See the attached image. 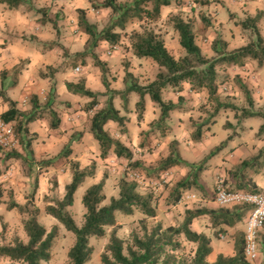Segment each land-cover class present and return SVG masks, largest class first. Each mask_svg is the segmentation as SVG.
Masks as SVG:
<instances>
[{
    "label": "rangeland",
    "instance_id": "1",
    "mask_svg": "<svg viewBox=\"0 0 264 264\" xmlns=\"http://www.w3.org/2000/svg\"><path fill=\"white\" fill-rule=\"evenodd\" d=\"M29 1V0H28ZM101 0H88L85 7L89 16L88 20L95 25L96 31H100L110 20L115 13L109 9H95L91 7V3H99ZM129 2L130 0H119ZM169 5H165L160 8L159 18L156 21H149L147 18L139 21L137 19L128 20L124 29L114 27V31L118 32V40L116 41V50L105 56V47L110 43L100 41L95 48H93L95 54L99 60L104 64L106 70L103 77L110 90H122L125 86L123 81L124 67H126L139 83H146L152 80L158 71V66L147 57H135L132 55V51L129 48L128 32L132 28H140L147 26L158 32L164 40L166 48L172 52L174 56L185 53L183 47L178 44L177 33L172 28L170 16L178 14L183 18H189L192 21L194 41L201 47L204 56L213 57L214 52L209 43L215 36L223 37L226 40V46L228 49L235 47L240 42H247L250 40L254 33L251 28H244L239 24V21L246 16V4L252 5L254 2L260 0H207L208 2L203 4L199 0H172ZM91 2V3H90ZM264 0L261 3L264 5ZM77 3V2H75ZM79 4V2H78ZM81 6L84 5L79 4ZM150 6L149 4L147 5ZM264 7V6H263ZM50 7H42L37 9L40 11L38 15L41 18L52 19L53 10L49 12ZM70 10V9H69ZM50 15V16H48ZM73 19V24H74ZM69 29V35H73L74 43L70 48H77L86 38V33L83 32L77 25ZM65 30V29H64ZM59 37V36H58ZM24 40V46L30 48L32 45H36V37L31 34H26L22 37ZM228 39V41H227ZM52 41H45L44 48H48V44ZM40 43V42H37ZM103 45V46H102ZM37 46V45H36ZM39 46V45H38ZM42 46V45H40ZM53 55H50V62H55L58 59V55H62L63 59L60 63L53 68L49 69L47 66L43 67L44 76L40 77L37 73L33 77L29 76L22 82L19 78L18 84L8 87L6 92L10 95L16 91L19 98L25 100V103H29L30 95L35 94L38 103L41 105L49 93L52 94L51 98H48V107L52 108L58 118L59 123L55 129L49 127L50 116L47 110H43L42 117L37 120H32L28 126V136H30L31 153H27L22 148L21 142L17 137L14 147L11 149L0 150V245L9 243L14 236H18L21 239H25V233L22 230L21 219L25 216L24 212H19L15 207L7 209L5 207L6 202L13 199L19 203H24L28 198H31L33 204L39 209L37 220L41 223L46 230H49L51 225L56 224L58 229L57 236L53 239L50 247V256L48 261L42 264H68V258L66 251L73 241V233L66 230L57 220L44 213L43 207L46 204L44 197L58 198L63 194V184L69 180V161L72 158L73 147L75 143L83 142V150L79 151L80 165L83 166L89 164L92 159L94 150L92 149V143L94 146H98L96 141L91 137L87 131L90 115L106 102V99L111 95L112 103L118 107V112L125 115L124 129L118 126L114 121H107L104 125V129L112 136L119 138L131 151L133 158L141 159L148 170L151 171L157 166L160 159L164 158L168 154V140L171 137L179 140L178 148L181 156L192 162L191 167L186 165H179L170 167L167 171L161 173L159 176H145L140 170L134 168L129 169L126 167V162L122 157H115L112 153H109L106 158H97L99 165H95V176L91 182H96L99 179V175L103 171H106L107 188H104L105 201L111 196L114 191V185L118 176L124 174L127 178H132L130 172L132 170L140 173L142 178L137 181V189L141 192H151L153 195V201L156 208V215L154 218H150L147 222L148 226L159 222L161 225L166 226L171 223H178L183 218V211L186 207H195L202 205L205 200H209V206H218L212 202L211 196H214L215 182L220 180L222 185L226 187L227 182L224 183L225 177L218 172L220 163L225 160L222 158L228 148L229 143L225 147H221L222 151L215 153L212 156H207L216 145L221 141H228V135L230 136L236 132L235 128L240 135H252L253 130H257L259 124L262 123V117L260 115H241L240 111L243 108H249L254 110H264V66H259L253 71L256 77L250 82H245L249 87V92L253 86L259 90V98L257 100L252 99V103L249 104L243 92L239 86L234 82L232 78L233 70L230 66L217 67L218 77L225 75V79L217 85V96L220 101L229 100L238 105V109L233 110L226 108L217 111L213 115V119L203 124L204 131L199 141L195 142L190 139V132L193 129V122L207 119L209 115L215 110V105L211 99L208 98L207 91L201 88L198 91L188 90L187 84L183 83V87L180 91H176L174 87L167 85L162 91L161 95L164 100L167 98L176 100L178 94L183 96V104L185 108L174 109L170 111L169 117L166 119V123L169 126L168 131L164 137L158 136V132L154 131L148 135L140 133V130L149 128V125L154 123L157 119L158 108L155 104L149 107L145 104L151 102L147 95L144 96V105L141 117L136 115L135 101L138 98L136 92L130 91L126 94V105L128 109H125L122 105L123 98L120 92H112L106 90L101 82V72L97 66L93 64L90 54H85L82 58L80 54H75L77 50H70L68 47L57 42L54 45ZM24 49V48H23ZM14 52H20L18 48L13 49ZM28 49H26L27 51ZM88 50L90 47L85 43L78 51ZM92 50V51H93ZM30 50H28L29 52ZM22 54H19V56ZM29 63L27 68L29 70L34 69L35 65ZM79 65L78 71L74 70V66ZM253 66V65H252ZM57 67V68H56ZM26 68V69H27ZM56 68L57 70L54 71ZM62 68L59 72L63 76L70 78L73 81L82 79L85 87L91 89V91L97 93V104L94 108L85 107L88 97L83 95L73 94L65 88L63 82H59V78L52 79L54 72L57 73L58 69ZM231 68V69H230ZM254 69V68H253ZM9 71L8 69H6ZM25 70V68H24ZM35 72L37 71L34 69ZM257 72V73H256ZM9 74V73H8ZM259 74V75H258ZM7 75V73H6ZM55 78V75H54ZM64 80L63 79H60ZM236 93V94H235ZM74 95V96H73ZM251 95V94H250ZM19 99V100H21ZM256 101V102H255ZM157 108L155 110V108ZM15 133V132H14ZM239 135L235 134V140H238ZM91 137V138H90ZM92 139V143H91ZM140 140L142 141L140 144ZM68 145L70 152L68 157L57 156L60 149ZM18 150L21 152V157H5L4 153L9 150ZM77 153V152H76ZM223 154V155H222ZM184 155V156H183ZM113 156V157H112ZM47 159H54L52 165L39 167L41 161ZM95 162V161H94ZM207 166L209 162L210 167L206 169L202 168L197 172V180L205 191L199 189L198 185L191 186L192 192H195L200 199L189 200L183 199L178 205H168L164 202L166 193L170 187V184L176 181L186 171L192 170L198 164ZM202 175V176H200ZM88 179V178H86ZM78 185L73 193V202L68 206L69 212L77 224H80L83 219L84 207L80 202V195L86 186L85 183H90L86 180ZM203 180V181H202ZM106 184V185H107ZM31 192L33 195L30 196ZM117 188H115V193ZM142 216L137 210H134L131 214H123L115 212V218L120 223V227L116 233L124 239L126 242L129 239V232L135 228L139 229V221ZM264 229V226L262 227ZM263 229L257 231L256 245L258 255L256 259L252 260V264H264L263 249H264V232ZM105 233L101 238H94L88 236V243L91 245L92 253L90 257L84 262V264H100L99 254L101 253L103 246L107 242L109 227H106ZM212 237L220 238L222 233L215 234V231L211 232ZM183 243V252L191 254L194 244L192 242L181 239ZM225 241V240H224ZM221 244V243H220ZM0 264H24L20 260H12L8 257H0Z\"/></svg>",
    "mask_w": 264,
    "mask_h": 264
},
{
    "label": "trees",
    "instance_id": "2",
    "mask_svg": "<svg viewBox=\"0 0 264 264\" xmlns=\"http://www.w3.org/2000/svg\"><path fill=\"white\" fill-rule=\"evenodd\" d=\"M28 0H0L7 7L14 8L20 4L26 3ZM205 4L207 0H199ZM172 0H130L129 2L119 0H101L99 3H91V7L95 9H109L115 13L108 20L106 25L96 31L95 25L91 23L85 16L84 7H75L76 25L86 33L85 43L93 50L100 41L110 44L116 43L118 40V32L114 27L124 29L128 20L137 19L139 21L147 18L149 21H156L159 18L160 8L171 4ZM150 5L149 7L147 5ZM263 12L256 11L253 15H246L239 21L244 28H251L254 36L236 47L228 49L226 40L223 37L215 36L211 39L209 47L214 52L213 57L204 56L201 47L194 41V32L192 21L189 18H183L178 14L170 16L172 28L177 33L178 44L183 47L185 53L174 56L172 52L164 45L163 37L147 26L140 28H132L128 32L129 48L135 57H147L157 66L158 71L154 78L146 83H139L133 74L124 67L123 81L124 88L120 90H110L103 77L106 70L104 64L99 60L94 50L76 51L83 58L85 54H90L93 64L97 66L101 72V82L106 90L117 92L123 98L122 105L128 109L126 105V94L130 91L136 92L138 98L135 101L136 115L141 117L144 105V96L157 106L158 115L154 123L149 125L148 129L140 130V133L148 135L157 131L158 136L164 137L169 129L166 119L170 115V111L174 109L185 108L183 104L182 94H178L176 100L167 98L164 100L161 91L170 85L178 92L182 89L183 83L191 91L205 89L208 98L215 105V110L201 121L193 122V129L190 132L192 141H199L204 131L203 124L210 122L213 115L226 108L233 110L238 109V105L229 100L220 101L217 96V85L225 79V75L218 77L217 67L220 66H238L244 63L245 58H251L256 61V65L264 66V38L259 34L256 27ZM57 44L53 41L48 44L52 48ZM26 60H20L13 64L10 68L6 80V69L0 70V102H5L6 107L0 111V118L4 121H11L13 130L22 148L27 153H31L30 136H28V126L32 120L42 117L43 110H47L50 116L49 127L55 129L58 126L59 118L56 112L48 107L47 99L51 98L49 93L45 101L40 105L35 94L30 95V109H20L15 105V101L6 94V87L14 85L15 76L23 68ZM51 69L49 66L47 67ZM43 73L40 72V75ZM232 78L243 92L246 101L251 104L252 97L247 84L241 80L237 72H233ZM67 91L83 95L89 98L86 102L87 108H94L97 104V93L91 91L83 84V80L64 81ZM111 95L106 99L103 107L95 109L90 115L87 131L98 145V157L106 158L109 153H113L117 157L125 159L126 167L129 169H138L145 176H159L175 165H186L191 167L192 162L184 159L179 152L177 138L171 137L168 140V154L160 159L157 166L151 171L148 166L139 158H133L132 151L117 137L111 136L105 129L104 125L107 121H114L118 126L124 129L125 115L118 112V107L112 103ZM241 115H260L262 123L259 124L256 134H264V110H252L243 108ZM230 134L227 136L229 137ZM142 141L140 140V144ZM224 141L216 145L207 156L214 155L221 147ZM0 150L2 148L0 147ZM70 148L64 145L57 156L68 157ZM5 157H21L22 154L16 149L6 151ZM54 159L41 161L39 167L52 165ZM69 180L63 184V194L58 198L44 197L46 204L43 207L44 213L57 220L66 230L73 233V241L66 251L68 264H84L92 253L91 245L88 243V236L101 238L105 233V228L109 227L108 239L101 253L99 254L100 264H252L247 260L243 253V230L236 229L233 233V249L231 255L217 254L211 262L206 260V256L211 250L210 238L204 232L196 231L190 228V222L200 215L208 217V223L214 229L215 234L225 233L223 227L234 226L236 223L245 220L247 212L250 208L246 203H235L227 206H205L197 205L195 207H186L183 211V218L178 223H171L166 226L156 222L148 226L147 222L156 215V208L151 192H141L137 189V181L133 178H127L124 174L118 176L116 180L117 192L114 196H109L105 201V193L103 186L107 178L106 171H103L97 182L89 183L80 195V202L84 207L83 221L80 224L75 222L69 212L68 206L73 202V193L78 185L82 183L86 176H94L96 162L90 161L89 164L79 166V160L75 158L68 159ZM264 165V147L258 149L256 154L244 158L238 163L226 169L228 177L223 180L228 185L225 189H237L255 191L258 187L252 176L248 173V168L257 171V167ZM204 165L202 162L192 170L186 171L180 178L170 184V187L164 198V202L168 205L177 203L183 194V191L191 186L198 185L199 189L205 191L197 180V172ZM230 179V183L228 180ZM1 194V190H0ZM33 195L31 192L30 196ZM213 196L209 197L212 198ZM7 209L15 207L19 212H24L25 216L21 219L22 230L25 233V239L14 236L9 243L0 245V257H8L12 260H20L24 264H42L48 261L50 256V247L53 239L58 234L57 225L53 224L46 230L45 227L37 220L39 209L33 204L31 198L24 203H19L13 199L6 202ZM134 210L142 213L139 221L138 231L133 228L129 232V239L124 242L116 231L120 227V223L115 218V212L123 214H131ZM181 239L192 242L194 244L192 253L189 255L183 252V243ZM264 257V249L262 251Z\"/></svg>",
    "mask_w": 264,
    "mask_h": 264
},
{
    "label": "crops",
    "instance_id": "3",
    "mask_svg": "<svg viewBox=\"0 0 264 264\" xmlns=\"http://www.w3.org/2000/svg\"><path fill=\"white\" fill-rule=\"evenodd\" d=\"M78 2L79 4H82L84 2V5L81 6L78 4ZM87 2L88 0H29L26 3L20 4L14 8L7 7L3 2H0V70L4 68L10 71V68L13 64L17 63L20 60H26L25 63L23 64V68L21 69V71L15 76V79H14L15 83L12 86H15L16 84H18L20 77H21L22 82H24L26 78H28L29 76L33 77L34 74L36 75L37 73L39 74L40 77L44 76V71L42 70L44 66L45 67L49 66L53 68V66L58 65L60 61L63 59V56L59 54L57 61L50 62L49 56L53 55L52 53L54 52L55 48L54 46L52 48H49V47L44 48L45 41L48 42V41L55 40L58 43L68 47L71 51L72 50L78 51L81 47H83L85 38H83V41L80 43L79 47L70 48L71 47L70 45L74 43L75 37L73 35H69L68 32H69V29H71V27H72V30H74L73 26L76 25L75 7L80 6V7H84L85 9V7L87 6ZM246 5H247L246 6L247 15H253L258 10L263 12V14L260 17V20H258L256 24V27L259 31V34L264 38V7H263L264 5L261 3V0L255 3L253 2L252 5L251 3L246 4ZM42 7H50L49 12H51V10L54 11V13L51 15L52 19L45 18V17L41 18V16L38 15L40 11H37V9L42 8ZM85 16L87 19L89 18L86 9H85ZM73 19L75 22L74 24H73ZM26 34H31L32 36L36 37V40H38L36 41L37 46L35 45V43L30 48H26L25 47L26 45L24 46V41H23L24 39L22 37H24ZM37 42H40V43H37ZM244 43H245L244 41L240 42L236 46L240 44H244ZM14 48H18L20 52L19 53L14 52L13 50ZM26 49L30 51L28 52V50L26 51ZM19 54H22V55L19 56ZM29 63H32L31 65L33 66L35 65L34 69L37 70L36 72L34 69L29 70V68H27ZM258 67L259 66L256 65V61L251 58H245L244 63L241 65L231 66L233 72L234 73L237 72L241 80L244 82H250V80H253V78L256 77L253 71L256 70ZM56 68H54L55 69L54 71L57 70ZM60 70H62V68L58 69L57 73L54 72L55 78L53 75L52 79L57 81V79L59 78V82H63V83L65 80H71L70 78L63 76V74L59 72ZM9 71L6 70L7 75L5 77L6 78L5 83H7V81L9 80V77H8ZM40 72L43 74L40 75ZM63 77H64V80L60 81V79H63ZM250 86L251 84L248 85V88ZM8 87H11V86H7L6 89ZM188 90L190 89L188 88ZM258 93H259L258 88L253 86L252 89L250 90L252 99L255 98V100H257V98H259L260 96ZM6 94L15 101V105L18 108L30 109L29 108L30 101L29 103H25L26 101L19 98V95L16 94V91L10 95L7 92ZM145 105L149 107L153 106L152 102H149L148 104L146 103ZM5 107H6V103L0 102V111L3 110V108ZM156 109L157 108H155V110ZM235 131L236 132H234L231 136L227 138L228 141H225L224 146H223L225 147L229 143L228 150L225 153H223L224 155L222 154L223 155L222 158H225V160L222 161L220 165L222 164L223 165L220 166L218 170V172H220L219 175L222 172V175L225 178L228 177L226 169L238 163L242 159L248 158L256 154L258 149L264 147V134L257 135L256 130H253L251 136L247 134L242 136L240 135V133L237 132L236 128H235ZM235 134L239 135L238 140H235V137H234ZM91 143H92V139H91ZM71 147H73L72 158H75L80 161L81 156L78 152L83 150V142L75 143ZM92 149L94 150V154H92V159L97 163V165H99V162L96 161L97 158L99 159L98 146L96 147L92 143ZM222 149L219 150L217 153L221 152ZM112 155L114 156V158L117 157L113 153ZM175 166L178 167L179 165H175ZM206 167H210L209 162L207 163V166H204L203 168L206 169ZM253 170H254L253 168H248V173L252 176L253 180L255 181V184L260 188L264 187V165L261 167H257V171H253ZM95 174L96 172L94 173V176ZM165 174L167 176L168 171H166ZM93 177L86 176L82 182H85V179L88 178L86 180H89L90 183H94V182H91ZM100 177L101 175H99V179ZM108 177L109 176H107V178ZM107 178L105 179L103 189L107 188L108 186V184L106 183ZM228 182L230 183V179L228 180ZM85 184L87 186L89 183L88 184L85 183ZM115 188H117L116 184L114 185V191L113 193H111L112 194L111 196L115 195L114 194ZM190 190H191V187L184 190L179 201L175 203L174 205H178L179 203H181L183 199L185 198L186 193L192 192ZM202 200L204 201L203 205L209 206L208 205V203L210 202L209 200H205V199H202ZM243 221L244 220L236 223L234 226L223 227L225 230V233H222V235H220V238L212 237L211 232L214 229L209 226V223H208L209 221H208L207 216L200 215L198 217H195L190 222L189 226L191 229L204 232V234L210 238L211 250L206 256V260L208 262H211L215 259L216 255L219 253H221L222 255H226V256L233 254L234 252L233 233H234V230L236 229H240V230L243 229ZM263 232H264V229H263Z\"/></svg>",
    "mask_w": 264,
    "mask_h": 264
},
{
    "label": "built area",
    "instance_id": "4",
    "mask_svg": "<svg viewBox=\"0 0 264 264\" xmlns=\"http://www.w3.org/2000/svg\"><path fill=\"white\" fill-rule=\"evenodd\" d=\"M116 44H109L105 47V54L109 56L115 51ZM79 65L74 66L78 71ZM16 135L11 121H4L0 118V147L11 149L16 143ZM133 179L140 181L142 175L134 170L130 172ZM186 199H200L194 192L186 193ZM212 202L219 206H227L235 203H246L250 205L247 216L243 221V253L250 262L258 255L256 237L257 231L264 226V187L255 191L225 189L220 180L215 182L214 196Z\"/></svg>",
    "mask_w": 264,
    "mask_h": 264
}]
</instances>
